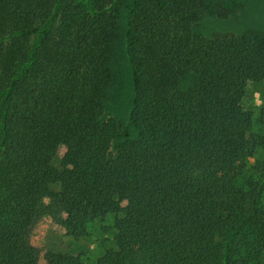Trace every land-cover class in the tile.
Here are the masks:
<instances>
[{"label": "trees", "instance_id": "16d2710c", "mask_svg": "<svg viewBox=\"0 0 264 264\" xmlns=\"http://www.w3.org/2000/svg\"><path fill=\"white\" fill-rule=\"evenodd\" d=\"M242 7L0 0V264H39L45 214L74 238L93 218L114 229L92 262L49 252L46 264H264L250 162L264 135L242 104L264 81V29L196 30Z\"/></svg>", "mask_w": 264, "mask_h": 264}, {"label": "rangeland", "instance_id": "374dc122", "mask_svg": "<svg viewBox=\"0 0 264 264\" xmlns=\"http://www.w3.org/2000/svg\"><path fill=\"white\" fill-rule=\"evenodd\" d=\"M243 7L229 16L227 19H220L215 15H205L196 26V30L210 35L216 31L241 32L247 28L255 27L264 29V0H238ZM125 16V13H124ZM125 22L123 21L122 24ZM122 96L129 102L132 95L131 84L126 87L120 86ZM243 106L253 114V131L258 135H264V81L258 84L249 82L242 99ZM126 117V116H125ZM66 144H60L53 158L52 164L60 165V159L67 150ZM116 143L112 145L115 152ZM251 165H256L258 177H262L264 183V151H259L251 158ZM261 163V166H258ZM49 204V198L44 199ZM262 205L264 207V191L262 194ZM64 215H62L63 217ZM113 218H93L86 223V234L81 238H74L67 234V229L57 222L50 214L43 215L35 224L31 234V241L39 250V264H46V256L49 252H63L74 255H81L87 261L92 262L107 248L114 246L112 227ZM104 227H108L104 229Z\"/></svg>", "mask_w": 264, "mask_h": 264}]
</instances>
